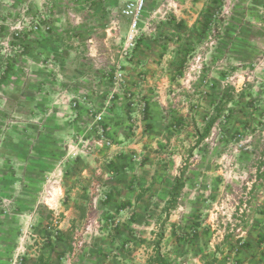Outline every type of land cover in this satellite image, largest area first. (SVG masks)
Masks as SVG:
<instances>
[{
  "label": "crops",
  "instance_id": "obj_1",
  "mask_svg": "<svg viewBox=\"0 0 264 264\" xmlns=\"http://www.w3.org/2000/svg\"><path fill=\"white\" fill-rule=\"evenodd\" d=\"M154 1L120 64L119 89L114 71L109 79L97 64L75 65L71 54L82 51L61 47L27 51L29 78L0 81V264L12 258L23 230L34 239L21 264H63L72 248L67 236L79 230L85 236L80 264L140 262L141 240L132 238H141V214L151 212L164 192L169 201L175 184L160 178L153 155L162 137L197 134L194 121L208 106L225 102L227 89L234 102L243 86L249 89L242 69L253 68L257 59L264 64V0L233 3L227 29L217 35L206 62L197 50L211 37L214 7L223 0H170L162 12ZM51 56L60 62L47 64ZM225 68L233 75L229 86ZM194 72L200 79L190 85ZM258 72L264 80V67ZM64 96L87 98L89 105L54 106L56 98L65 104ZM4 200L9 215L1 210ZM43 216L59 220L54 225ZM240 227L234 264H264V208H255ZM133 247L140 252L127 251Z\"/></svg>",
  "mask_w": 264,
  "mask_h": 264
},
{
  "label": "rangeland",
  "instance_id": "obj_2",
  "mask_svg": "<svg viewBox=\"0 0 264 264\" xmlns=\"http://www.w3.org/2000/svg\"><path fill=\"white\" fill-rule=\"evenodd\" d=\"M127 1L0 0V81L29 78L31 73L23 60L27 51H50L61 47L67 51H82L81 55L71 54L75 65L97 64L98 70L103 69V77L107 69L109 79L112 77L110 71H114L113 83L116 85L120 78V64L134 45L127 36L130 21L121 13ZM169 1L155 0V8L159 5L156 11L162 12V7L168 6ZM235 1L238 0H223L214 7L216 18L211 19V38L198 48V56L209 57L208 52L216 48L217 35L221 29H227L228 19L236 9L232 6ZM149 8L146 12L151 10V5ZM163 27L169 31L165 25ZM57 61L60 59L51 56L47 64L55 66ZM254 65L239 73L248 79L249 82L244 80L243 83L249 84V89L243 86L240 99L236 94V102L232 101L233 92L227 89L225 102L217 108L208 106L201 118L194 121L197 134L162 137L160 150L153 153L161 166L160 178L171 183L183 172L185 195L179 201L178 210L169 217L166 213L167 192L162 194L164 198L153 201L151 212L141 214V238L137 233L132 238L138 242L141 240V257L140 262L131 264H147L162 234V252L170 257L172 264H234L239 253L240 240L237 237L240 226L247 222L255 208H264V80L261 79L262 72H258L264 64L257 59ZM228 69L225 68L224 80L229 86L233 75ZM52 70L57 74L55 67ZM196 71L201 72L203 68ZM59 75L57 79H60ZM100 75L98 71L97 76ZM197 77L194 72L190 82H185L192 85L200 79ZM56 99L54 106L77 109L81 103L89 105L87 98L72 101L64 96L65 104L61 98ZM202 137L205 138L200 140ZM9 207L8 201H2L4 215L10 214ZM48 217L43 216L44 221L46 219L54 225L59 220L58 217ZM32 234L30 230L21 231L17 249L6 264L22 263L23 254L28 252L26 246L34 239ZM51 234L57 238L54 232ZM68 235L72 248L66 249L63 264H80L85 236L80 230ZM123 236L127 239L129 233H123ZM127 251L140 252L134 247ZM137 258L135 256L136 261Z\"/></svg>",
  "mask_w": 264,
  "mask_h": 264
},
{
  "label": "built area",
  "instance_id": "obj_3",
  "mask_svg": "<svg viewBox=\"0 0 264 264\" xmlns=\"http://www.w3.org/2000/svg\"><path fill=\"white\" fill-rule=\"evenodd\" d=\"M148 9V1L147 0H129L125 3L122 9V16L130 21L129 33H128V41L133 45L136 41V38L141 30V23L143 21V17ZM211 38V37H210ZM119 81L116 83L118 86L123 85L124 77L120 73ZM99 121V120H98ZM98 121L96 125L98 126ZM99 135L101 140L105 142L107 146H110L111 143L105 138L104 131L100 130ZM101 196V195H100Z\"/></svg>",
  "mask_w": 264,
  "mask_h": 264
},
{
  "label": "trees",
  "instance_id": "obj_4",
  "mask_svg": "<svg viewBox=\"0 0 264 264\" xmlns=\"http://www.w3.org/2000/svg\"><path fill=\"white\" fill-rule=\"evenodd\" d=\"M210 130H211L210 128L207 130L206 136L209 134ZM204 138L205 137H202L200 138V140H203ZM184 188H185L184 173L181 172L180 176L175 179V184L172 189L170 199L167 203L166 213L168 217L173 211L177 209ZM163 236L164 235L162 234L161 237L159 238V241L155 246L153 254L150 255L148 258L147 264H172V260L170 259V257L163 254L162 252Z\"/></svg>",
  "mask_w": 264,
  "mask_h": 264
}]
</instances>
